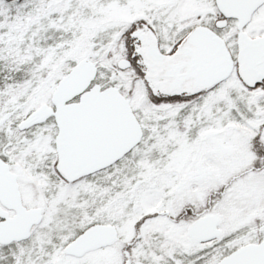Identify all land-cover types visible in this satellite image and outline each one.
<instances>
[{"label":"snow or ice","instance_id":"1","mask_svg":"<svg viewBox=\"0 0 264 264\" xmlns=\"http://www.w3.org/2000/svg\"><path fill=\"white\" fill-rule=\"evenodd\" d=\"M0 264H264V0H0Z\"/></svg>","mask_w":264,"mask_h":264}]
</instances>
